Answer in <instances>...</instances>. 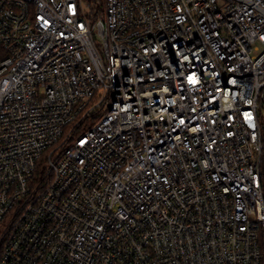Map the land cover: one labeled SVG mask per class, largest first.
<instances>
[{"label":"built area","instance_id":"built-area-1","mask_svg":"<svg viewBox=\"0 0 264 264\" xmlns=\"http://www.w3.org/2000/svg\"><path fill=\"white\" fill-rule=\"evenodd\" d=\"M264 0H0V264H264Z\"/></svg>","mask_w":264,"mask_h":264},{"label":"trees","instance_id":"trees-1","mask_svg":"<svg viewBox=\"0 0 264 264\" xmlns=\"http://www.w3.org/2000/svg\"><path fill=\"white\" fill-rule=\"evenodd\" d=\"M261 187H262V195L264 200V167L262 168V174H261Z\"/></svg>","mask_w":264,"mask_h":264}]
</instances>
